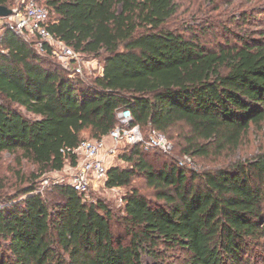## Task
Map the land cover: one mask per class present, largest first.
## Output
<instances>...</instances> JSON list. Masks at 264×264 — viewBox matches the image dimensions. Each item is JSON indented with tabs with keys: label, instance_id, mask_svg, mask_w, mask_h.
<instances>
[{
	"label": "trees",
	"instance_id": "obj_1",
	"mask_svg": "<svg viewBox=\"0 0 264 264\" xmlns=\"http://www.w3.org/2000/svg\"><path fill=\"white\" fill-rule=\"evenodd\" d=\"M12 1L0 5L12 9ZM42 2L49 31L78 54L102 57L103 66L90 81L75 78L52 61L48 44L38 50L1 27L0 154L20 152L39 173L15 196L0 197V264H172V250L184 253L180 264H257L264 151L199 171L179 160L157 168L143 143L131 144L122 155L130 167H111L105 185L129 187L142 175L157 200L130 188L124 232L113 229L103 200L69 184L56 185L51 200L36 180L76 166L84 132L109 136L124 110L131 126L159 136L181 126L190 159L237 150L251 124L264 121V39L208 47L192 30L169 28L175 0Z\"/></svg>",
	"mask_w": 264,
	"mask_h": 264
},
{
	"label": "rangeland",
	"instance_id": "obj_2",
	"mask_svg": "<svg viewBox=\"0 0 264 264\" xmlns=\"http://www.w3.org/2000/svg\"><path fill=\"white\" fill-rule=\"evenodd\" d=\"M178 12L169 21V28L176 31H194L200 36V41L208 47L215 48L230 39L234 43L237 37L246 39H264V0H175ZM15 5L16 0L12 1ZM16 2V3H15ZM204 31V32H202ZM2 33V29H0ZM39 50V39L31 38ZM42 51V50H40ZM78 54V53H77ZM52 61L59 66L60 71L64 69L73 77L83 78L90 81L91 78L100 74L103 66L102 57L87 56L78 54V59L71 62V59L55 56ZM63 72V71H62ZM123 112H126L124 110ZM143 143L149 152L148 158L156 164L157 168H163L165 164H174L181 161L196 170L222 166L231 161L252 157L258 152L264 151V121L259 124H251L249 131L243 136L239 148L229 149L218 157L189 158L182 153L181 145L184 140L181 136L182 127H173L166 136L156 135L154 131L142 129ZM151 135L156 139H165L171 143V148L163 146H148ZM84 140H95L89 131H85ZM107 149L115 146L110 140V135L104 137ZM132 145L125 139L117 144L116 151L107 158L108 170L113 166L130 167V163L122 159V155L129 151ZM184 155V156H183ZM186 156V157H185ZM81 161V157H79ZM75 166L67 163L61 171H48L38 178L37 185L44 192L48 199L55 198L54 188L61 180L68 181L76 173ZM39 173L38 168L31 161L22 158L21 153H10L4 151L0 154V197H13L18 194L21 187L28 184L35 175ZM130 188H137L151 200L156 201L157 191L142 175L136 176L131 186L109 188L103 182H98L91 190V200H103L113 211V229L124 232L125 225L119 220L123 216L124 196ZM259 251L257 264H264V247L254 250ZM146 258V257H145ZM167 261L172 264H180L183 261L184 253L179 250L168 251ZM145 261L152 263L151 258Z\"/></svg>",
	"mask_w": 264,
	"mask_h": 264
},
{
	"label": "built area",
	"instance_id": "obj_3",
	"mask_svg": "<svg viewBox=\"0 0 264 264\" xmlns=\"http://www.w3.org/2000/svg\"><path fill=\"white\" fill-rule=\"evenodd\" d=\"M13 13L10 16H0V29L6 24L9 25L18 35L26 40L31 38L39 39L40 49L43 50L44 44L51 47L52 55L65 57L76 61L78 54L64 42L58 40L49 31L50 12L43 4L42 0H18ZM119 125L111 131L110 138L115 146L107 149L105 139L84 140L75 152L81 157L75 166L76 173L68 181L61 180L58 184H69L84 194L86 198H91V190L98 182L106 184L108 167L107 158L116 151V146L122 139L130 144L139 143L143 140L139 125L131 126L132 116L130 111L119 113ZM148 146H163L166 149L171 148V143L163 138L152 139L148 141ZM38 191H42L38 189Z\"/></svg>",
	"mask_w": 264,
	"mask_h": 264
},
{
	"label": "water",
	"instance_id": "obj_4",
	"mask_svg": "<svg viewBox=\"0 0 264 264\" xmlns=\"http://www.w3.org/2000/svg\"><path fill=\"white\" fill-rule=\"evenodd\" d=\"M13 13V10L7 6L0 5V16L6 17L10 16Z\"/></svg>",
	"mask_w": 264,
	"mask_h": 264
},
{
	"label": "crops",
	"instance_id": "obj_5",
	"mask_svg": "<svg viewBox=\"0 0 264 264\" xmlns=\"http://www.w3.org/2000/svg\"><path fill=\"white\" fill-rule=\"evenodd\" d=\"M111 141H113L111 138H110Z\"/></svg>",
	"mask_w": 264,
	"mask_h": 264
}]
</instances>
